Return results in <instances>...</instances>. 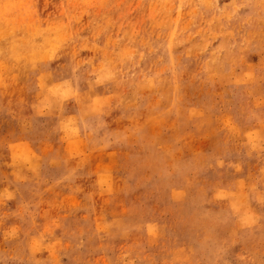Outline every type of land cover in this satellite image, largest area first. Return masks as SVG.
I'll return each mask as SVG.
<instances>
[{"label":"rangeland","instance_id":"obj_1","mask_svg":"<svg viewBox=\"0 0 264 264\" xmlns=\"http://www.w3.org/2000/svg\"><path fill=\"white\" fill-rule=\"evenodd\" d=\"M0 264H264V0H0Z\"/></svg>","mask_w":264,"mask_h":264}]
</instances>
